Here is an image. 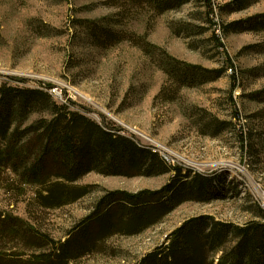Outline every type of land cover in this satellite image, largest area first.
Returning a JSON list of instances; mask_svg holds the SVG:
<instances>
[{"label":"rangeland","instance_id":"1","mask_svg":"<svg viewBox=\"0 0 264 264\" xmlns=\"http://www.w3.org/2000/svg\"><path fill=\"white\" fill-rule=\"evenodd\" d=\"M260 14L264 0H182L164 13L150 0H0V85L50 88L59 105L120 129L168 165L226 183L219 199L186 202L146 232L114 236L70 264H138L198 217L240 227L260 221L252 210H264V33L225 32ZM149 44L152 52L144 49ZM165 54L223 73L210 83L178 86L161 68ZM216 119L227 127L211 129ZM174 176L92 172L79 181L92 188L88 196L47 210L35 201L32 186L6 192L3 172L0 213L64 241L106 192L157 191ZM1 247L32 254L21 240L4 239Z\"/></svg>","mask_w":264,"mask_h":264},{"label":"trees","instance_id":"2","mask_svg":"<svg viewBox=\"0 0 264 264\" xmlns=\"http://www.w3.org/2000/svg\"><path fill=\"white\" fill-rule=\"evenodd\" d=\"M150 1L164 13L182 0ZM243 5L238 9L247 7ZM225 29L226 34L264 33V14ZM106 33L111 41L117 38L111 31ZM144 49L152 52L153 46ZM161 68L182 87L210 83L223 73L170 57L163 60ZM47 89L50 88L0 85V176L7 173L6 192L25 191L32 186L36 188L34 199L39 206L54 210L88 196L92 188L79 181L92 172L121 177H154L174 172L175 176L157 191L106 192L94 211L64 241L57 242L20 218L0 213V243L4 239L21 240L32 251L30 255L1 247L0 264H70L96 252L100 242L114 236L146 232L186 202L206 204L223 196L226 183L220 178L185 173L180 167L168 165L158 153L121 135L120 129L109 124L102 126L67 104L59 105ZM34 115L39 117L33 118ZM209 125L215 131L227 127L218 119ZM242 142L244 147L243 134ZM252 213L260 221L252 220L244 227L208 216L190 219L138 264H264V210L256 205Z\"/></svg>","mask_w":264,"mask_h":264},{"label":"built area","instance_id":"3","mask_svg":"<svg viewBox=\"0 0 264 264\" xmlns=\"http://www.w3.org/2000/svg\"><path fill=\"white\" fill-rule=\"evenodd\" d=\"M167 155V154H166ZM167 157V156H166ZM169 158V157H168Z\"/></svg>","mask_w":264,"mask_h":264}]
</instances>
